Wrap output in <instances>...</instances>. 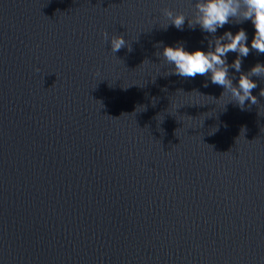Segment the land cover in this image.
I'll list each match as a JSON object with an SVG mask.
<instances>
[{
    "label": "water",
    "instance_id": "95a60500",
    "mask_svg": "<svg viewBox=\"0 0 264 264\" xmlns=\"http://www.w3.org/2000/svg\"><path fill=\"white\" fill-rule=\"evenodd\" d=\"M195 2L0 0V264H264V78L241 110L156 55L208 50Z\"/></svg>",
    "mask_w": 264,
    "mask_h": 264
},
{
    "label": "clouds",
    "instance_id": "9594fccd",
    "mask_svg": "<svg viewBox=\"0 0 264 264\" xmlns=\"http://www.w3.org/2000/svg\"><path fill=\"white\" fill-rule=\"evenodd\" d=\"M163 14L177 29H183L187 17L183 13H174L171 9H164ZM188 20V19H187ZM235 21L242 23L251 21L255 32L251 39V47L248 44L247 32L240 28L233 34L225 31L220 36H215L219 28ZM190 28L199 25L201 30L210 33L213 39L208 40V50L196 48L189 51L182 42L175 46L165 45L162 52L156 55L171 67L167 75H178L183 78H195L208 76L212 84L219 85L225 93H229L241 110L245 109L246 102L257 104V97L253 95V89L257 87L252 77L264 78V63H256L247 72L242 71V58L247 57L251 50L264 54V0H196L194 5V19L188 20ZM104 41L111 46V52L116 55L122 48L127 47L131 52V45L126 41L123 34H113L105 30L102 33ZM230 52L237 53L231 67L240 73L238 84L233 83L229 75L230 65L227 55ZM39 72V68L35 69ZM207 87V82L204 83ZM221 95V96H222ZM261 96L264 91L261 90Z\"/></svg>",
    "mask_w": 264,
    "mask_h": 264
}]
</instances>
